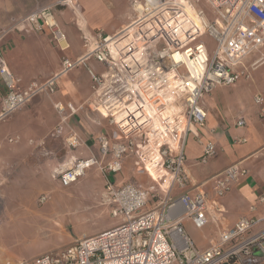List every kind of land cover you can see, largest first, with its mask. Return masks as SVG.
Here are the masks:
<instances>
[{
	"label": "built area",
	"instance_id": "built-area-1",
	"mask_svg": "<svg viewBox=\"0 0 264 264\" xmlns=\"http://www.w3.org/2000/svg\"><path fill=\"white\" fill-rule=\"evenodd\" d=\"M139 1L145 6L144 16L141 13L135 24L153 17L156 27L154 39L164 42L163 48L154 52V70L168 78H176V87L186 109L184 122L172 128L170 134L167 133L166 120L164 130L153 128L154 122L150 125L153 135L161 133V141H167L161 143L155 153H140L144 169L153 179L151 184L139 181L120 184L110 178L111 174L123 169L124 159L133 147L123 142L112 143L106 136H101V153L110 157L107 163L102 164L96 156L77 159L73 167L60 175V179L64 186H70L88 168L98 165L106 176L103 202L120 222L60 249L7 264H264V212L242 216L231 227L223 228L206 248L197 246L183 226L185 218H189L197 229L205 228L211 220L218 221L220 200L248 174L242 161L232 163L211 177L210 192L204 188L206 182H193L185 169L184 150L189 134L194 133L202 145L199 163H206L216 154V143L204 141L202 135L194 131L204 126L207 119L205 95L217 86L235 85L242 79H249L251 73L245 64L248 57L256 56L252 66L264 64V0H204L208 8L201 7L199 0H154L152 7H148L147 0ZM137 2H133L134 8ZM187 6L200 18L203 28L196 27L198 31L188 16ZM12 22L5 32L15 28L35 32L47 29L59 51L65 52L70 47L55 18L53 5L37 6ZM187 23L192 32L189 34H193L190 37L186 35ZM203 34L214 39L212 52L204 40L198 38ZM108 37L110 35L99 34L89 42L86 53L75 59L63 54L60 67L53 75L27 87L20 86L19 79L0 54V79L5 89L4 93L0 90V121L36 95L55 93L60 78L84 65L89 58L109 64L111 45L116 41H109ZM175 53L182 54L179 61L174 60L171 66H166L164 61L170 56L174 58ZM90 73L95 82H101L92 70ZM254 103L264 119L263 93L254 95ZM69 106L75 112L74 107ZM55 107L60 113L65 108L61 102L55 103ZM246 124L244 117L237 121L240 127ZM61 129L59 126L58 132ZM239 141L246 142V139ZM68 143L73 147L82 145L76 131H70ZM258 152H264V146ZM46 199L47 196L42 195L39 201ZM257 201L264 209V193ZM257 207L254 204L251 209L256 210Z\"/></svg>",
	"mask_w": 264,
	"mask_h": 264
},
{
	"label": "crops",
	"instance_id": "crops-1",
	"mask_svg": "<svg viewBox=\"0 0 264 264\" xmlns=\"http://www.w3.org/2000/svg\"><path fill=\"white\" fill-rule=\"evenodd\" d=\"M38 1L0 0V28L8 26L12 20L31 11ZM134 1L76 0V3L71 6L57 7L54 9L55 18L65 32L70 44L65 52L59 51L54 46L49 39V31L45 29L37 34L30 32H13L9 34L2 43L6 50L0 52V54L19 79L20 86L27 87L32 81L47 77L56 68L59 69L63 54L72 59L84 55L88 50L89 42H92L99 30H103L107 35L117 37H123L122 35L126 33L132 34L136 26L135 23L140 18L133 7ZM137 1L138 4L142 5V2ZM200 2L202 0L198 1L199 5ZM47 3L54 5L56 1L47 0ZM186 8H189V6ZM204 8H208V5L206 4ZM194 27L196 28V26ZM134 44L136 43L132 41L129 43L131 51L134 49ZM130 53V56H133V53ZM255 57L250 56L246 61L250 58H253L254 61ZM45 59L48 60L47 67L43 65ZM261 65L263 64L254 67L257 70ZM90 70L95 74H104L107 72V64L100 63L95 58H89L84 65H80L62 76L55 93L49 95L54 106L57 102H61L65 106L62 113L56 112L59 116L57 126H61V133L58 132L57 128L55 131L54 128V131L50 134L57 123V115L51 109V102L46 97L37 99L16 112L10 119L1 122L6 125L0 133V143L5 140L9 133H12L14 137L11 141L14 144L18 143L23 150L21 155H17L15 152L16 146L11 145V152H7V154L10 153L9 158L4 164L0 165V187L6 179L12 177L11 175L20 164L22 165L21 170L26 171L29 176L28 181L24 183L25 188H30V185L39 179L43 173L50 172L61 175L64 171L73 167L75 161L80 158L85 159L96 156L102 164L107 163L110 157L103 156L100 149L101 136L108 138L109 135L107 131L104 132L105 129H102V126L107 124L105 120L107 112H97L96 110L99 107H94L95 109L91 106H89L90 108L87 107L88 101L95 95ZM261 71L258 70L253 73L251 83L244 82L236 87L229 85L230 88L222 85L217 86L226 88V92L213 94L214 89L210 95L208 94L209 96L205 95L204 107L207 111V119L204 126L194 131L199 132L204 141L212 140L216 143L217 152L214 156L210 157L206 163H199L198 159L202 153V145L197 141L194 133H190L187 138L184 150L185 169L194 183L203 184L206 182L204 188L210 192L212 191L211 177L230 164L242 161L248 169L247 176L235 183L230 192L220 200L218 221L211 220L203 231L206 241H202L200 233L196 231L200 229H197L189 218L183 220L184 228L200 248H206L211 240L218 237L223 228L231 227L242 216L261 215L264 212L262 205L257 203L258 197L264 193V152H258L264 146V119L260 117L258 107L254 103L255 88L262 83L264 90ZM140 74H138V77L142 76L143 71ZM69 105L74 107L75 112ZM131 110L138 118L141 117V121L137 124L149 122L153 118L154 125L152 127L164 130L165 117L162 116L153 101H151L150 106L143 102L135 104L134 107L131 106L125 113L127 117L123 115L118 119L123 125H132L130 118L133 112ZM135 115L133 116L136 118ZM240 117H244L246 120L247 124L244 127L237 125ZM71 130L79 134L82 145L67 152L63 162L59 161V157H45L44 154L48 153L47 148L52 149L49 144L58 141L59 135ZM241 138H245L246 142H240ZM108 139L111 142V139ZM41 143H48V145L42 146ZM52 151L54 152V150ZM17 158L28 160L22 162L19 159V162ZM43 158L44 160H41ZM22 163H26V166ZM93 170L92 166L85 173L90 174ZM117 176L118 173L111 174L110 178L118 182ZM103 177L105 179L104 190L100 195L102 203L107 205L103 202L106 192V176L103 174ZM82 184H84L86 193V190L92 187V179L88 176ZM177 191L178 189L174 194ZM254 204L258 205L256 210L251 209ZM107 207L109 215L113 217L111 208L108 205ZM51 211L55 214V210ZM24 215L29 216V214ZM114 219L118 221L117 224L120 222L119 219ZM79 235L81 237L90 236L85 231ZM60 248L62 247L46 251L48 248L45 247L32 250L27 254L19 249L11 253L0 246V264H7L10 261L20 259L30 260ZM11 256H14L15 259H9L4 263Z\"/></svg>",
	"mask_w": 264,
	"mask_h": 264
},
{
	"label": "rangeland",
	"instance_id": "rangeland-1",
	"mask_svg": "<svg viewBox=\"0 0 264 264\" xmlns=\"http://www.w3.org/2000/svg\"><path fill=\"white\" fill-rule=\"evenodd\" d=\"M55 1L56 3L53 5L47 3V0H39L32 10L37 6L53 5L54 13V9L57 7L71 6L76 3V0ZM200 5L203 8L206 6L204 0L200 2ZM135 11L139 16L141 15L140 12L137 10ZM23 16L17 17L16 19ZM12 21L8 26L0 28L1 53L6 50V47L2 43L9 34L13 32L39 33L33 30L17 28L5 32L12 25ZM155 28L153 17L148 18L143 23L136 25L132 34L126 33L123 37L117 39V41L111 45L113 48L112 58L111 62L107 64V72L104 74L96 73V75L101 78V82H95L92 77L93 93H95V95L88 101L87 107H99L96 110L97 112H107L105 115L107 124L102 126V129H105V133L106 131L107 134L109 133L110 137L108 135V138L111 139L112 143L123 142L133 147L132 151L129 152L124 159L123 169L118 172L117 181L120 184L128 181L152 183L153 179L144 169V161H142L140 153L141 151H150L149 153L151 154L155 153L161 143H167L165 140L161 141V133L153 135L154 133L150 131V125L154 122L153 118L150 119L149 122L146 121L137 124L141 121V117L138 118L134 111L131 110L133 112L132 114L136 116L135 118L132 115L133 118L132 116L130 118L132 125H123L120 120H118L123 115L127 117L125 113L131 106L134 107L135 104H141L142 102L150 106L151 101H153L157 105V109L162 113V116L165 117L168 128L167 133L169 134L172 128L178 127V125L184 122L186 109L182 103V95L176 87V78H168L154 70V66L156 65H154V52L155 50H161L164 46L162 40L154 39L155 36L153 35L155 34ZM190 29L191 27L187 23V36L191 32ZM99 34L107 36L103 30H99L95 34V37ZM192 35L189 34V37ZM198 38L204 40L210 52L213 51L215 48V41L212 37L203 34ZM49 39L51 40V35H49ZM131 41L136 43L134 44L135 46L133 45L134 49L132 51L129 48V43ZM130 52L133 53V56H130ZM252 61L253 58L247 61L245 60L251 77L240 81L236 85H233V87L244 82L251 83L253 73L258 70H262L261 75L264 83V64L256 70V67L251 66ZM43 65L44 67L48 66L47 59L43 61ZM57 70L58 68H56L53 73ZM142 71V76L138 77V74L142 73ZM53 73L42 79H36L31 83L45 81L53 75ZM260 85L258 86L259 88H255L256 90H254V93L261 92L264 95L262 83H260ZM227 88L230 87L227 86ZM0 90L1 93L5 92L2 82H0ZM225 90L227 89L216 87L213 94H219L222 91L226 92ZM41 97L48 98L51 102V109L55 113L58 112L49 94H39L29 103L14 111L9 117L0 121V123L10 119L16 112ZM57 114L58 113H56V115ZM58 121L59 116L57 115V123L54 125L50 134L54 131V128L55 131L56 128L58 130ZM5 125L4 123L0 124V133L3 131ZM69 133L70 131L64 132L59 135L58 141L51 142L49 145H51L50 148L52 149L45 147L48 153L44 154V156L59 157V161L63 162L67 152L71 149L75 150L76 148L68 143ZM12 137H14V134L9 133L5 140L0 143V165L4 164L9 158L10 153L7 154V152H11V145L16 146L15 152L17 155H21L22 153L23 148L19 146L18 143L14 144V142L11 141ZM41 145L45 146L48 145V143H41ZM52 150H54V152ZM19 159L22 162H24V160L27 162L28 160ZM19 159L17 158V161L20 162ZM41 160H44V158ZM22 164L26 166V163ZM93 168L94 170L90 174L85 173L77 182L70 186H64L61 183L60 175L47 172L43 173L39 179L35 180V182L30 185V188H25L24 183L28 181L29 176L26 171L21 170L22 165L20 164L13 175H11L12 177L6 179L4 184L0 187V246L5 251L11 253L19 249L28 254L32 250H39L45 247L48 248L46 251H49L72 244L75 240L81 238L79 234H82L84 231L87 232L88 235H93L116 225L118 221L109 215L107 205L102 203L100 193L104 190L105 179L103 173L98 165L93 166ZM88 176L92 179L93 188H89L85 193L84 184L82 183ZM42 195L47 196L44 202L39 201ZM150 204L152 205L153 201H151ZM51 210H55V214ZM24 214H29V216H25ZM205 229L206 227L196 230L200 233L203 242L206 241L203 232ZM9 259L14 260L15 257L11 256L6 259L4 263Z\"/></svg>",
	"mask_w": 264,
	"mask_h": 264
},
{
	"label": "bare ground",
	"instance_id": "bare-ground-1",
	"mask_svg": "<svg viewBox=\"0 0 264 264\" xmlns=\"http://www.w3.org/2000/svg\"><path fill=\"white\" fill-rule=\"evenodd\" d=\"M153 3H155L154 0H147L148 7H152ZM135 8L140 13H142V17H143L144 16L143 9L145 8V6L136 3L135 4ZM186 11L188 13V16L193 20L192 21L193 22V25L196 26V27H198L199 29L200 28H203L202 27V24H201V21H200V18L196 15V13L193 10L189 9V8H186ZM196 31H198V29ZM116 38H119V37L114 36V35H110V37H108V40L109 41H111V40L112 41H117ZM129 48H130V45H129ZM181 55H182L181 53H175L174 54V58H171V56H170V58H168V59H166L164 61L165 65L166 66H171L172 63L174 62V60H178L179 61Z\"/></svg>",
	"mask_w": 264,
	"mask_h": 264
}]
</instances>
